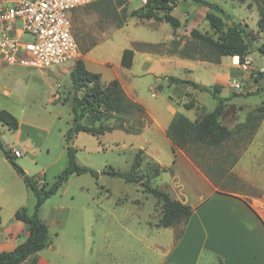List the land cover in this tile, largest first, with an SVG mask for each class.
<instances>
[{"label":"crops","instance_id":"0c3cea01","mask_svg":"<svg viewBox=\"0 0 264 264\" xmlns=\"http://www.w3.org/2000/svg\"><path fill=\"white\" fill-rule=\"evenodd\" d=\"M208 1L217 3L226 13L233 16L234 20H238L234 11L225 8L221 4V0ZM131 2L132 0L124 2L129 11L139 8L143 4L141 0L136 8H131ZM234 2L237 1L231 0L232 4ZM184 8L186 9L184 22L188 23L191 29L204 20V15L208 11V8L203 5L189 2L182 7V9ZM171 13L178 17L182 24L183 15L179 11L177 12L176 8H173ZM143 20L149 21L152 29H156L161 23H167L154 19ZM141 22L140 19L129 17L122 26L116 27L115 30L118 32H126L122 36L124 38L122 43L117 45L114 53L108 56L111 58L106 57L98 60L101 65L119 64L120 67L127 70H125L127 72L125 74L116 71L115 79L120 81L127 96L133 101L141 104L136 99L137 93L133 86L126 82L128 79L140 78L145 75H153L157 78L175 76L172 72L173 68L182 69L183 72L191 75L197 70L210 71L213 82L217 80L215 77L219 78L220 75H224L226 85L230 88L237 77H248L251 68H253V70L263 73L255 87L260 88L264 85V64H260V66L255 64L250 57L251 52L247 55L248 68L239 64L238 56H222L218 62L180 57L167 52L164 46H160L173 40V29L168 36L158 40H147L133 35L130 30L126 31L129 24L135 31L138 26L143 24ZM127 48L131 49L133 53L131 66L128 68L121 65L123 50ZM91 50L82 57L86 68L87 56ZM136 64L138 68L133 71ZM94 72L99 73L98 71ZM99 74L101 82L110 81L102 78L101 73ZM186 79L194 81L191 78ZM213 82L201 80L196 83L211 87ZM41 89V95H36L32 103H40L42 95H46L44 96L46 97L45 101L49 100L52 103L61 99L57 92L54 93L50 82L45 81L44 85L43 81ZM187 93L195 99L193 108L200 109V112L194 113V120H199L203 115L202 108L207 112L210 110L196 99L190 89H187ZM19 96L17 100L12 99L15 104L13 109L6 107L18 119V128L8 130L0 124L1 147L5 151H10L11 146L27 149L29 144L24 143L25 139H22L24 134L25 138H29L33 131L43 130L46 126L49 128L50 124L52 127L54 125L53 118L36 116L34 112L27 111V105L31 102L26 101L24 96L21 99ZM242 97L235 96L227 101L223 113L225 114L226 110H229L227 112L230 114L229 124L225 125L228 129L233 130L236 125L244 123L247 114L256 107V105L245 101L241 102ZM167 107L171 115L178 112L177 108L171 104ZM263 124L264 111L253 136L239 156V165H242V162L245 164L264 162ZM165 128L162 126L161 131L163 132ZM5 130L8 131L9 137L11 136V143L5 140V136H7ZM143 130L137 135L142 136ZM259 135H262L263 139L258 138ZM169 142L172 148L171 141L169 140ZM138 147L143 150L144 159L147 157V160L157 166L166 168L165 171H161L151 179V185L165 190L171 197L193 208L186 223L179 226H156L161 214L160 207L156 205L159 208L156 219L142 218L140 211L143 204L137 198L125 197L111 203H93L89 201L91 195L83 193L82 188L75 189L70 185H64L69 181V178L39 208V217L49 231V243L47 247L35 254L36 261L34 263L27 261L24 264H264L263 171L256 172L253 166H244L246 167L245 173L240 178L252 186L256 192L239 194L219 189L184 154L182 149L176 148L175 158L172 162L161 160L155 154L150 153L148 142L143 143L142 141ZM22 154L21 151V155L16 157H22ZM4 160L0 153V251H11L27 236V225L16 220L14 213L16 210L24 208L28 214H31L35 202L30 204L27 199L29 189L22 176L10 165H6L9 164L8 159ZM238 164L235 165L239 166ZM19 165H22L21 160ZM233 171L236 172V169ZM26 173L28 174V170ZM136 192L138 196L139 189ZM82 194H85L84 200H76L83 196Z\"/></svg>","mask_w":264,"mask_h":264},{"label":"rangeland","instance_id":"374dc122","mask_svg":"<svg viewBox=\"0 0 264 264\" xmlns=\"http://www.w3.org/2000/svg\"><path fill=\"white\" fill-rule=\"evenodd\" d=\"M103 1L100 0V4H97L95 7L85 5L76 8L71 18L72 30L80 51L79 58L83 57L84 54H82V51L84 49H92L87 56V68L93 72L98 71L105 80H112L116 77V71L120 74H125L127 73L125 72L126 69L120 67L119 64L112 66L101 65L98 63V60H102L110 56V54H113L115 47L122 43L124 39L122 36L126 32H118V30H115L116 25L123 18L121 6L117 3L118 0H112L113 4L109 8L105 7ZM140 1L132 0L130 7L136 8L140 4ZM187 2L192 3L187 0H176L174 4L173 8H176V11H179L183 16L182 24L173 32V39H176L180 46L195 47L192 51L197 56H210L211 53L208 48L192 39L189 35L191 26L184 22L186 9H182L183 6H186ZM221 4L227 9L230 8V11H234V14H236L238 21L245 31H251L253 38L247 46V49L251 52L250 57L255 64H259V66L260 64H264V33L259 31L257 26L258 12L255 1L246 0L244 3L237 1L232 4L231 0H221ZM126 11L128 12L129 8L126 7ZM203 19L199 25H194L196 26L194 28L199 29L214 39H218L224 35L227 27L231 25L233 16L230 15V18H222L223 25L219 30H213L211 28L205 19V15ZM141 23L143 24L138 26L135 31L131 29L132 26L129 24L126 31L130 30L133 35L146 38L147 40H158L159 38L168 36L172 29L167 23L159 24L156 29L150 28L149 21L142 20ZM29 39V36L24 37L25 41H29ZM243 59H248L247 54L244 55ZM73 63L67 62L45 69L18 65L0 66V110L6 109V107L13 109L15 104L12 99L17 100L18 96L22 95L19 96L20 99L24 96L26 101L31 102L27 105V111L34 112L36 116L44 118L51 117L54 119L53 127L50 124L49 128L46 126L43 130H35L29 138H25L24 134L22 139H25L24 143L29 144L30 149L29 147L27 149L17 147L23 152L22 157H14V161L19 166V170H16L10 162L6 165H10L20 175L21 171L26 172L27 170V175L43 174L45 180L51 182L66 166L67 157L65 146H74L77 162L94 169L97 175L92 176L89 173L74 174L64 185H70V187L75 189L82 188L83 193H89L91 195L89 201L93 203H111L122 200L125 197H130L131 199L137 198L143 204L140 211L141 217L156 219L159 208L156 206L155 199L143 191L141 185L128 183L120 177L112 176L108 174L107 170L129 171L134 155L138 151V146L142 141L143 143H149L150 147L148 151L150 153L155 154L161 160L173 162L175 156L172 152L169 138L165 133V129H167L173 115H171L167 106L170 104L175 106L178 112L184 114L186 117L188 116L193 121L194 113L196 111L200 112V109H186L182 105L186 102H193L195 104V99L191 95H188L187 89H190L194 93V96H196V99L204 104L208 110L216 106L217 100L211 93L196 89L191 85L185 83L171 84L167 80L168 76H165V78H157L153 75H145L140 78H130L126 82H129L133 86L137 93L136 99L146 111L144 130L142 129L144 134L142 136L116 129L111 132H106L98 139L90 133L81 132L66 141L65 133L72 122V109L69 101L72 90L69 72ZM239 64L242 65L240 62ZM137 68L138 65L136 64L133 71ZM172 72L173 75L184 80L191 78L195 82H200L201 80L213 82L210 71L197 70L191 75L185 73V71L183 72L182 69L178 70L173 68ZM262 76V72L254 70V73H249L248 77H237L230 88L226 85V77L220 75L219 78L215 77L217 80L211 84L212 86L219 85L221 87L218 95L222 97L231 95L234 91L243 94L249 92L251 94L243 96L240 101H245L257 107L264 103V89L260 90L255 87ZM43 81L44 85L45 81L51 83L54 93L57 92L61 96L60 100L52 103L49 100L45 101L44 98L46 97L44 96L46 95H42L40 103H32L36 95H41ZM235 83H239V88L235 89ZM66 97H69L68 101L63 102ZM8 111L11 112L10 110ZM228 111L226 110L225 114L223 113L220 117L222 123L226 126L229 124L230 117V114H227ZM133 116V118H137L136 115ZM99 122L113 124L116 122V118L102 119L96 122V125ZM252 123L254 124V122ZM162 126L166 127L163 132L161 131ZM251 127L249 124L248 126H236L230 139L218 147L203 148L192 146L182 150L219 189L239 194L255 193L256 190L240 177L244 175L245 168L251 166H253V169L255 168L256 172L261 170L264 173V162L246 164L242 162V165L238 164L239 156L246 148L257 128L252 129ZM5 131L6 133L8 132L7 130ZM263 133L264 124L262 128ZM6 135L5 140L11 143V136L9 137L8 133ZM258 138L263 139V136L259 135ZM48 148L49 151H47ZM0 153L5 159L4 161H7L4 152L1 150ZM142 155L145 158L143 153ZM144 158L139 168V171L143 175L145 173H151L156 168L152 161L147 160V157L146 159ZM20 160L22 165H19ZM233 169H236V172ZM21 176L23 178V175ZM142 180H144L143 177L141 178ZM137 189H139L138 196L136 195ZM82 195L76 200L83 201L85 194ZM27 199L30 204L31 202H35V196L30 190H28Z\"/></svg>","mask_w":264,"mask_h":264},{"label":"trees","instance_id":"16d2710c","mask_svg":"<svg viewBox=\"0 0 264 264\" xmlns=\"http://www.w3.org/2000/svg\"><path fill=\"white\" fill-rule=\"evenodd\" d=\"M194 4L203 5L208 8L205 14V19L213 30H219L223 25L222 18H230V15L220 7L217 3L208 0H190ZM239 3H244L246 0H237ZM258 12L257 26L259 31L264 33V0H254ZM106 8L112 6V0H104ZM125 0H118V5L121 6L123 18L119 21L116 27H120L129 17L137 19H154L155 21L167 22L174 30L180 27L181 22L178 17L171 13L176 0H146L139 8L126 11ZM100 4V0L88 4L90 7H95ZM124 4V5H123ZM192 39L205 45L210 56H197L192 49L195 47L180 46L173 39L170 43L161 44L167 52L178 55L180 57L196 58L212 62H218L222 56H238L239 62H244V55L250 52L247 49L248 43L252 40L251 31H245L238 20L232 19L231 25L227 27L226 32L222 37L214 39L211 36L201 32L197 28H192L189 31ZM89 49H84L82 54L88 52ZM132 50L124 49L121 59L123 67L131 66ZM72 95L70 104L72 109V122L66 131V141L72 139L79 132L90 133L97 139L106 132H111L116 129L123 130L126 133L139 134L144 127L146 113L143 106L131 98H129L118 79H112L107 83L101 82L100 74L89 71L84 64L82 58L74 61L69 72ZM167 80L171 84L185 83L192 87L209 92L217 100L216 106L205 111L202 108L203 115L198 120H190L184 114L176 112L167 129L166 135L171 141L172 151L175 155L176 148L186 149L192 146L203 148H214L222 145L230 139L233 130L228 129L220 121V117L227 106V101L235 96H247L251 93L233 92L229 97L219 96L220 86L214 85L211 87L200 85L194 81L184 80L176 76H168ZM264 89V86L259 88ZM69 97L64 98L63 102L68 101ZM184 108L191 109L195 106L193 102L183 104ZM264 103L255 107L247 114L244 123L236 125L252 126V129L258 125L259 120L263 116ZM136 115L137 118H133ZM89 119V124H82L83 118ZM115 117L116 122L113 124H103L101 122L96 125V122L102 119ZM250 122V123H249ZM251 122H254V124ZM0 124L8 130H16L19 126L18 119L8 110H0ZM1 130H0V147H1ZM7 155L8 161L12 166L19 170V166L15 163L13 155L9 151L2 149ZM143 150L138 149L135 153L131 168L129 171H119L115 169L107 170L108 174L124 179L128 183L139 184L143 191L150 194L156 201V205L160 207L161 214L156 226L169 227L179 226L186 223L192 214L193 208L189 205L182 204L180 201L171 197V195L163 189L151 185V179L157 176L161 171H165V167L156 168L151 173H141L140 165L144 156ZM66 166L56 175L54 180L48 182L44 175H23L26 187L32 191L35 196V204L31 214H28L24 208L18 209L14 213V218L27 225V236L11 251H0V264H24L29 261H36L35 254L47 247L49 243V231L46 224L39 217V208L47 198L56 193L59 188L65 183L71 175L89 173L96 176L97 172L88 167L81 165L76 159V149L74 146H66ZM143 177L144 180L141 181ZM221 264V263H220Z\"/></svg>","mask_w":264,"mask_h":264},{"label":"built area","instance_id":"2783aa9c","mask_svg":"<svg viewBox=\"0 0 264 264\" xmlns=\"http://www.w3.org/2000/svg\"><path fill=\"white\" fill-rule=\"evenodd\" d=\"M96 1L0 0V66L45 69L74 62L80 51L72 30V13ZM242 65L248 68L249 61L245 59ZM239 86L235 83V89ZM10 153L21 155L13 146Z\"/></svg>","mask_w":264,"mask_h":264},{"label":"water","instance_id":"95a60500","mask_svg":"<svg viewBox=\"0 0 264 264\" xmlns=\"http://www.w3.org/2000/svg\"><path fill=\"white\" fill-rule=\"evenodd\" d=\"M82 124L88 125L89 124V119L87 117L83 118ZM71 144H72V141H71ZM0 149L2 150V147H0ZM5 157H6V159L8 158L7 155H5ZM24 174H25V172L21 171V175H24Z\"/></svg>","mask_w":264,"mask_h":264}]
</instances>
